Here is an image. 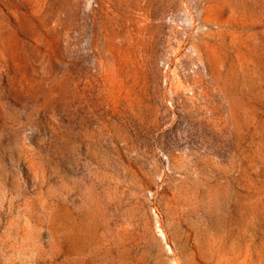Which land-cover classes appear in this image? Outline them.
Listing matches in <instances>:
<instances>
[{"label": "rangeland", "instance_id": "obj_1", "mask_svg": "<svg viewBox=\"0 0 264 264\" xmlns=\"http://www.w3.org/2000/svg\"><path fill=\"white\" fill-rule=\"evenodd\" d=\"M0 264H264V0H0Z\"/></svg>", "mask_w": 264, "mask_h": 264}]
</instances>
